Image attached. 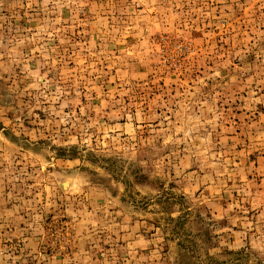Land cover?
Masks as SVG:
<instances>
[{"label": "rangeland", "instance_id": "374dc122", "mask_svg": "<svg viewBox=\"0 0 264 264\" xmlns=\"http://www.w3.org/2000/svg\"><path fill=\"white\" fill-rule=\"evenodd\" d=\"M0 264H264V0H0Z\"/></svg>", "mask_w": 264, "mask_h": 264}]
</instances>
